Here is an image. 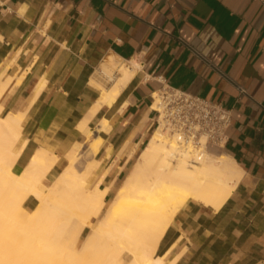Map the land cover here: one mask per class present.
<instances>
[{"label": "crops", "instance_id": "0c3cea01", "mask_svg": "<svg viewBox=\"0 0 264 264\" xmlns=\"http://www.w3.org/2000/svg\"><path fill=\"white\" fill-rule=\"evenodd\" d=\"M109 54L139 69L89 115L100 94L90 78ZM0 78V114L21 113L15 168L37 147L61 160L84 150L86 118L103 137L86 159L97 160L89 184L108 186L106 198L155 127L149 104L162 82L231 108L217 150L234 160L238 179L217 208L184 202L155 254L162 264H264V0H0ZM102 118L107 130L97 131Z\"/></svg>", "mask_w": 264, "mask_h": 264}, {"label": "bare ground", "instance_id": "6f19581e", "mask_svg": "<svg viewBox=\"0 0 264 264\" xmlns=\"http://www.w3.org/2000/svg\"><path fill=\"white\" fill-rule=\"evenodd\" d=\"M138 67L112 54L105 56L90 78L100 94L89 115L101 103L115 98ZM6 84L7 80L0 78V95ZM20 120V112L0 114V264H162L155 251L177 209L188 199L217 208L239 176L234 160L213 148L190 162L189 152L178 150L159 125L152 129L131 168L106 199L108 186H87L97 160L92 158L83 169L77 168L80 148H71L61 160L49 149L37 147L27 163L14 170L13 163L24 145L15 147ZM78 127L87 136L86 146L95 154L103 137L92 135L86 118ZM96 129L107 130L106 118ZM174 153L182 155L173 159ZM59 162V170L45 183L46 173ZM28 196L36 200L31 209L23 204ZM56 214H69L64 226L54 222ZM93 217L98 218L91 224ZM86 226L89 230L81 237ZM52 231L64 237L50 236ZM77 238L78 251L73 248ZM62 245L67 252L58 249Z\"/></svg>", "mask_w": 264, "mask_h": 264}, {"label": "built area", "instance_id": "2783aa9c", "mask_svg": "<svg viewBox=\"0 0 264 264\" xmlns=\"http://www.w3.org/2000/svg\"><path fill=\"white\" fill-rule=\"evenodd\" d=\"M154 92L149 106L154 104L151 109L155 127L161 125L178 150L188 151L190 162L198 161L207 149H221L225 145L232 121L231 108L166 82ZM181 155L174 153L173 159Z\"/></svg>", "mask_w": 264, "mask_h": 264}, {"label": "rangeland", "instance_id": "374dc122", "mask_svg": "<svg viewBox=\"0 0 264 264\" xmlns=\"http://www.w3.org/2000/svg\"><path fill=\"white\" fill-rule=\"evenodd\" d=\"M16 147V146H15ZM83 146L79 149V151H81V155H80V157L78 158V160H77V162H76V166H77V168L79 169V170H81V169H83L82 167H83V163L86 161V159H87V156H89L90 154H92L91 152H90V149L86 146V144H85V149L83 150ZM213 150H214V152H217L218 150L216 149V148H213ZM16 161V160H15ZM13 169L14 170H17L16 168H15V162L13 163ZM54 177V176H53ZM53 177H51L49 180H44V182L45 183H48L50 180H52V178ZM39 186L42 188V189H44L45 188V184L43 183V182H40L39 183ZM87 186H90V184L88 183L87 184ZM112 195V194H111ZM111 195L108 197V198H106V199H109L110 197H111ZM100 212H102V209L100 210ZM69 214H56L55 216H53L52 218H53V220H54V222L56 223V224H58L59 226H64V221H66V219H65V217H67ZM96 218H98V217H96ZM95 217H93L92 219H91V224H93V223H95V221L97 220ZM89 230V228H88V226H86L84 229H83V231L81 232V234H80V236L81 237H83V235L86 233V231H88ZM63 232V231H62ZM50 234V236H58V235H62V234H60V232H56V231H52V232H50L49 233ZM61 237H64L63 235L61 236ZM61 239V238H60ZM61 240H63V239H61ZM59 242H61V241H59ZM63 242V241H62ZM60 244V243H59ZM79 245H80V239L79 238H77V239H75L74 240V244H73V248L75 249V250H79L78 248H79ZM63 249V253L64 252H67V248L64 246L63 247V245L62 246H59L58 247V249ZM65 249V250H64Z\"/></svg>", "mask_w": 264, "mask_h": 264}]
</instances>
